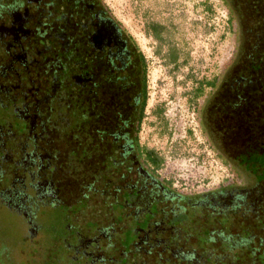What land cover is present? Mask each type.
Here are the masks:
<instances>
[{"label":"rangeland","instance_id":"rangeland-1","mask_svg":"<svg viewBox=\"0 0 264 264\" xmlns=\"http://www.w3.org/2000/svg\"><path fill=\"white\" fill-rule=\"evenodd\" d=\"M103 1L141 51L139 139L165 159L160 181L193 198L217 192L231 177L237 189L250 188L255 181L247 171L236 176V166L224 159L264 148V3L258 11L255 0ZM247 77L251 82L241 85ZM65 88L56 92L49 115L42 118L37 109L38 126L29 118L31 103L0 98V264H264V253L258 256L264 249V183L250 191L254 213L236 216L229 234L206 219L202 227L209 230L180 212L166 217L154 204L140 203L148 194L124 195L128 175L119 179L114 161L103 166L84 121L86 104ZM204 117L221 135L225 154L216 150ZM51 131L64 153L57 182L51 179L55 153L35 151V142L48 140ZM89 146H95L94 162L87 158ZM43 167L50 174H42ZM33 182L52 188L40 193ZM17 191L36 198L35 204H25ZM170 226L192 236L170 245L169 231L159 236Z\"/></svg>","mask_w":264,"mask_h":264},{"label":"flooded vegetation","instance_id":"flooded-vegetation-1","mask_svg":"<svg viewBox=\"0 0 264 264\" xmlns=\"http://www.w3.org/2000/svg\"><path fill=\"white\" fill-rule=\"evenodd\" d=\"M261 2L264 3L263 0L253 2L255 6L259 3L258 11L262 8ZM50 63L53 71L46 70ZM57 64L61 71L57 70ZM30 80L32 85H29ZM63 87L85 102L87 118L84 121H88L92 140L100 147L96 150L101 152L103 166L109 160L114 161L121 172L119 179L127 180L128 175L132 188L126 189V197L148 194L146 200L139 199L142 205L152 203L164 212L162 215L167 213L166 217L171 213L175 217L178 212L189 215L193 217V225L200 223L205 230L209 229L202 227L203 220L206 219L213 228L219 223L222 225L219 231H226L227 234L236 216L254 213L255 203L251 201L250 191L264 183V178L259 177L264 170V162L252 165L255 173L247 172L255 181L250 188H235L195 198L172 192L145 167L143 160L148 154L143 153L145 145L139 139V125L145 106L141 51L110 14L103 0H0V98L7 96L14 103H31L29 118L38 126L40 119L36 114L42 112V118L49 115L52 99ZM20 106L25 109V105ZM215 132V136L221 138ZM56 134L51 131L50 138L41 144L37 140L35 151L42 155L52 153L50 151L55 153L51 179L57 182L64 160L60 154L63 152L56 146ZM56 148L59 153L55 152ZM93 148L88 149L91 156L87 157L89 162H94ZM216 148L224 151L220 143ZM263 153L264 148L231 158L236 161L238 157L245 158L249 154L254 157ZM36 158V154L29 158L27 169H32ZM40 172L50 174L47 167ZM31 185L40 193L52 188L45 183L33 182ZM54 191L59 196L62 193L59 186H55ZM16 196L23 198L18 191ZM23 201L35 204L36 198H23ZM197 210L203 212L201 217ZM261 213L264 216V210ZM36 228L34 231H38ZM179 230L180 226L166 227L159 232V236L162 239L161 234L169 231V244L180 243L181 239L192 236L182 235ZM243 243L247 244V241ZM262 253L264 249L259 255Z\"/></svg>","mask_w":264,"mask_h":264},{"label":"trees","instance_id":"trees-1","mask_svg":"<svg viewBox=\"0 0 264 264\" xmlns=\"http://www.w3.org/2000/svg\"><path fill=\"white\" fill-rule=\"evenodd\" d=\"M227 4L229 3V2H231V0H224ZM51 64L52 63H50L49 65H48V67H46V70H51V71H53V66H51ZM53 67V68H52ZM52 68V69H51ZM57 70L58 71H61V69H60V65L59 64H57ZM55 68V69H56ZM54 72H55V70H54ZM249 82H251V79L249 78V77H247L246 78V80H245V82H241V85H246V84H248ZM243 83V84H242ZM247 88V86L246 87H242V90L241 91H243L244 89H246ZM241 88L239 87V90H240ZM236 91H238V88H237V90ZM204 125H205V128L207 129V131L208 132H210V134H211V139L213 140V142H214V144L215 145H219V143L221 144L222 143V138H220V137H216L215 136V134H216V132H215V130H214V128H213V126L210 124V119H208L207 117H204ZM210 125H211V128H210ZM142 149H143V153H147L148 155L145 157V159L143 160V163H144V165H145V167L147 168V169H149L155 176H156V178L158 179V180H160V177H159V170H161L162 168H163V166H164V163H165V159L162 157V156H160L155 150H153V149H150V148H147V147H145V146H143L142 147ZM216 150H217V148H216ZM220 151H221V153H224L225 154V152H222V149L220 148ZM220 153V152H219ZM220 153V154H221ZM257 155V156H256ZM226 156V155H225ZM224 156V157H225ZM246 156H248V157H245V158H236L235 160L236 161H234L231 157H225V159L224 160H226L225 162V164H227L228 166L230 165V163H233L235 166H236V168L238 169L236 172H237V175H236V173H235V175L236 176H240V174H239V172L238 171H240L239 169H244L245 171H247L248 173H255L256 171H255V168H253V166L252 167H250V165H249V163L247 162V160L248 161H250L249 160V158H251V161L253 160L254 161V164L255 163H261V162H264V153L263 154H255V156L254 157H252V155L251 154H249V155H246ZM240 164H242V167L240 166ZM247 169V170H246ZM264 173V170L262 171V174ZM261 174V175H262ZM261 177H263L264 178V174H263V176H261ZM161 183L162 184H164V185H166V187H168V189L169 190H171L172 192H174L173 190H172V188H173V183L171 182V181H166L165 179H163L162 181H161ZM238 181H236L235 180V177H231V179H230V181L227 183V185H220V187H219V190L217 191V192H210L209 194H211V193H225V192H228V191H230V190H232V189H237V186H238ZM204 195H206V194H204ZM204 195H202V196H204ZM36 227H38V225L36 226ZM260 257L262 256V255H259ZM264 256V255H263ZM262 261V260H261ZM260 264H262V263H260Z\"/></svg>","mask_w":264,"mask_h":264}]
</instances>
